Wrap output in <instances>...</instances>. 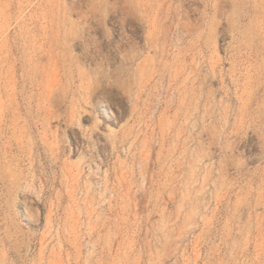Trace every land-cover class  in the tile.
<instances>
[{
  "label": "rangeland",
  "instance_id": "1",
  "mask_svg": "<svg viewBox=\"0 0 264 264\" xmlns=\"http://www.w3.org/2000/svg\"><path fill=\"white\" fill-rule=\"evenodd\" d=\"M0 264H264V0H0Z\"/></svg>",
  "mask_w": 264,
  "mask_h": 264
}]
</instances>
